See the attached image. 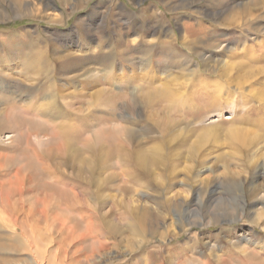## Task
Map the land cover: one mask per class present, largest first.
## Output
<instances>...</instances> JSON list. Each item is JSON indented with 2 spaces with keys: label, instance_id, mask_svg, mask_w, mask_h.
Returning a JSON list of instances; mask_svg holds the SVG:
<instances>
[{
  "label": "rangeland",
  "instance_id": "374dc122",
  "mask_svg": "<svg viewBox=\"0 0 264 264\" xmlns=\"http://www.w3.org/2000/svg\"><path fill=\"white\" fill-rule=\"evenodd\" d=\"M185 1L22 0L19 10L9 0L0 3V57L19 55L22 50L26 53L31 41L50 60L54 56V61L48 62L54 86L51 91L44 75L33 84L21 82L20 65L14 68L16 75L0 72L5 78L0 77V87L6 91L0 95V120L6 114L8 119L24 118L21 123L28 125L20 124V132L12 136L8 130L0 133V147L7 150L16 137L15 145L23 150V154L9 152L8 158L0 159L10 177L0 181V264H264V7L258 9L260 0H222L217 6L215 0H190L191 5L182 6ZM233 12H239L238 28H229L233 22L227 25L224 21ZM87 27L94 64L84 61L82 67L76 63L77 68L62 69L55 61L64 54L86 53L77 43L85 37ZM169 35L186 61L177 59L180 67H176L163 60L166 72L156 74L160 80L155 78L153 85L145 83L142 73L162 59L150 42ZM182 36L202 40L194 41L190 51L179 45ZM119 45L126 49L123 56L114 51ZM98 50L105 58L98 56ZM149 59L148 65L142 66ZM18 62L17 58L12 61ZM0 64L5 65L4 61ZM108 70L113 75L133 74L140 79L128 90L118 81L107 86L108 80L102 77ZM93 75L95 80L88 84ZM70 77L75 78L67 83ZM153 88L164 89L169 96L160 102L158 98L157 104L146 109L144 97ZM47 92L53 94L41 101ZM125 92L131 94L133 103L124 101ZM108 94L114 97L112 110H98ZM6 97L14 105L32 99L41 104L51 100L54 113L68 116L64 118L66 126L61 123L63 118L55 117L49 124L45 116L33 118L18 108L21 106L4 109ZM46 107L44 114L51 112ZM91 109L98 119L111 117L112 121L102 127L111 123L130 128L132 138L126 147L133 152V165L135 152L149 162L150 156L155 157L156 146L163 159L168 157L163 170L156 169L148 177L134 173L132 166L122 170L118 153L109 163L104 162L107 146L114 144L120 149L118 143L125 137L120 132L110 136L111 132L100 126L86 131L82 124L94 123L85 119ZM26 118L37 120V132L44 136H34ZM74 121L82 122L80 127ZM54 126L72 129L69 127V133L66 128V137L61 139ZM45 128H50L49 133ZM53 128L54 134H50ZM88 171L92 173L89 185ZM168 197H172V204L162 207ZM230 202H236L239 210L223 207ZM140 204L159 211L166 219L159 223L152 241L136 249L135 236L123 228L131 222L127 209L135 210ZM189 212L190 221L199 222L196 226L183 219L179 223L178 214ZM216 214L225 219L207 226L209 217ZM104 219L121 229L115 240L101 223ZM160 232L166 233L162 241Z\"/></svg>",
  "mask_w": 264,
  "mask_h": 264
},
{
  "label": "bare ground",
  "instance_id": "6f19581e",
  "mask_svg": "<svg viewBox=\"0 0 264 264\" xmlns=\"http://www.w3.org/2000/svg\"><path fill=\"white\" fill-rule=\"evenodd\" d=\"M3 1H5V0H0V3L1 2H3ZM9 1H11V3H12V6H13V8L14 9H16V10H19V9H21L22 7H23V5H21V1L22 0H9ZM191 1H195V0H191ZM222 0H215V6H217V5H219L220 4V2H221ZM185 2H186V4H185ZM184 2V4L185 5H182V6H186V5H191L193 2H190V0H186ZM0 6H1V4H0ZM173 6V5H172ZM258 9H262L263 7H264V0H260V2H259V4H258ZM186 8V7H185ZM253 8V7H252ZM179 9V8H178ZM264 9V8H263ZM181 10V9H180ZM173 11V10H172ZM179 11V10H178ZM252 11H254V10H252ZM18 12V11H17ZM23 12V11H22ZM234 13V12H233ZM256 13V12H255ZM93 14V13H92ZM247 14V13H246ZM0 15H1V13H0ZM91 15V14H90ZM150 15V14H149ZM160 15V14H159ZM248 15L250 16V17H252L251 16V14H250V12L248 13ZM261 15V14H260ZM124 16V15H123ZM138 16H139V14H138ZM156 19H158V22L159 23H162V21H161V18L159 17L158 18V16L156 15ZM163 17V16H162ZM250 17H247L248 18V21H251V18ZM128 18V17H127ZM198 18V17H197ZM238 18H240L239 17V12L238 13H234V14H231L230 13V17H229V19H225L224 21L225 22H227V25H228V23L230 22V23H232V24H230V25H228L229 26V28H232V27H235V28H238L239 26L237 25L238 24V22H239V19ZM257 18V17H256ZM127 20V19H126ZM154 21H156V20H154ZM224 21H223V23H224ZM157 22V21H156ZM201 23V22H200ZM157 24V23H156ZM226 24V23H225ZM225 24H223V25H225ZM239 24H241L240 22H239ZM197 25V24H196ZM203 25V24H202ZM222 25V26H223ZM142 26H144L145 27V25H142ZM150 27V26H149ZM217 27V26H216ZM146 28H148V27H146ZM207 28V27H206ZM159 29V28H158ZM255 29V28H254ZM84 31H85V37L83 36V38H81L79 41H78V43H77V48H79V50H86L85 52V56L84 55H82V56H75V55H70V54H64V56H62L61 58H59L58 59V61H55V62H58V65H59V67H61L62 69H72V68H77L76 67V63L79 65L80 64V66L82 67V66H84V61H87V62H93L96 58L95 57H93V55L91 54V52H93V51H91V49H89L88 48V44H89V36H90V34H91V30H90V27H87L86 29H84ZM261 32V31H260ZM155 35H158V32L156 33L155 32ZM208 36V35H207ZM165 38V37H164ZM139 39V38H138ZM154 39V38H153ZM133 40H134V38H133ZM200 40H202V38H200V37H198V38H196L195 40H188L187 39V37L186 36H182L181 38H180V40H179V45H181V46H183V47H188L189 49L188 50H190V48L192 49V48H194V41H200ZM37 41V40H36ZM116 42V41H115ZM114 42V43H115ZM134 43H137V42H135V41H133ZM139 43H141L140 41H138ZM98 43V42H97ZM117 43V42H116ZM139 43H138V45H139ZM145 43V42H144ZM151 44H150V46L152 45V44H154L153 46H152V48L153 49H155L156 51H158L159 52V55L161 56V62H158L157 63V65H155V69L154 68H149V65H148V63L150 62V59H149V61H145L146 63H143V65L142 66H146V64L148 65V71L145 73L146 74V76L147 77H145V74H143L142 73V76H141V79H142V81H144L145 83L147 82L148 84H151V85H153L154 84V82L155 81H159L160 79H159V76H157L156 74H158V73H163V72H166L165 71V66L166 65H164V63L162 64V61L163 60H165V61H167V62H169V64L168 65H170V66H175L176 65V67L179 65V61L177 60V59H179L180 61L182 60H184V61H186V59L184 58V57H186L185 56V54L183 53V51H181L178 47H177V42H176V40H175V38L172 36V35H169V36H167L166 37V39H160V38H157L156 39V41H154L153 43L152 42H150ZM36 45V46H35ZM100 45V44H99ZM112 45V44H111ZM110 45V46H111ZM115 45V44H114ZM148 45V44H147ZM196 45V44H195ZM96 46V45H95ZM107 46V45H106ZM133 46V45H132ZM135 46V45H134ZM146 46V45H145ZM102 47V46H101ZM113 47V46H112ZM111 47V48H112ZM115 47H116V45H115ZM94 48V47H93ZM102 49V48H101ZM106 49V48H105ZM130 49H132V48H130ZM134 49V48H133ZM183 49V48H182ZM41 49L40 48H38V44H35V42H28L27 43V51H26V53H23V50L21 51V52H19V55H18V53H17V55H16V53L14 54V53H11V54H9V55H4V56H2V57H0V63L1 62H3L4 61V63H5V65H2V64H0V66L2 67V69H0V72H2V73H6L7 71H9V72H12L13 73V75L15 74L16 75V70H14V68L15 67H17V66H21L22 68H21V70H22V72H20V74H21V78H22V80L20 79V81L21 82H28V83H30V84H33V83H35V82H38L39 81V78L40 77H42L43 75H44V78L45 79H47V82H48V86L46 87L47 89H50V91L52 90L51 88H53L54 86H52V80H50L49 79V73L51 72V63H48L49 61H51L52 62V60L54 61V56L51 58V60L49 59V58H47L46 57V55H45V52H42V51H40ZM54 50V49H53ZM112 50H113V48H112ZM124 50H126L125 48H123L121 45H119L117 48H115L114 49V51L116 52V53H119L120 55H122V53H123V51ZM136 50V49H135ZM54 51H56V50H54ZM95 51V50H94ZM106 51V50H105ZM104 51V52H105ZM127 51H129V50H127ZM187 51V50H186ZM191 51V50H190ZM145 52V51H144ZM143 52V53H144ZM194 52H197V51H194ZM193 51H192V53L195 55V56H200V54H197V53H194ZM70 53V52H69ZM106 53V52H105ZM191 53V54H192ZM53 54V53H52ZM145 54V53H144ZM143 54V55H144ZM188 54V53H187ZM55 55V54H54ZM95 55V54H94ZM117 55V54H116ZM125 55V54H124ZM98 56L100 57V58H105V57H103L104 55H103V53H102V51H100V50H98ZM106 56V55H105ZM123 56V55H122ZM146 56H148V55H146ZM145 56V57H146ZM97 57V56H96ZM18 59L19 60V62L17 63V64H13L12 63V61H13V59ZM21 58L23 59V61H21ZM78 59V60H77ZM145 59H147V58H145ZM114 60V59H113ZM143 60V59H142ZM142 60L140 59L139 61H141L142 62ZM98 61V60H97ZM106 62H108V60L106 59L105 60ZM130 61V60H129ZM203 61L205 62V59H203ZM15 62V61H14ZM17 62V61H16ZM23 62V63H22ZM101 63L103 62V60H101L100 61ZM166 62V63H167ZM190 62V59H188V57H187V63H189ZM22 63V64H21ZM96 63V62H95ZM99 63V62H98ZM93 64H94V62H93ZM137 64V63H136ZM139 64H141V63H139ZM139 64H137V65H139ZM132 65V64H131ZM154 66V65H153ZM170 66H168V67H170ZM58 67V69H60ZM101 67V66H100ZM111 67V66H110ZM112 67H113V65H112ZM167 67V68H168ZM178 67H180V66H178ZM87 68V67H86ZM97 68V67H96ZM140 68V67H139ZM95 69V68H94ZM151 69V70H150ZM184 69V68H183ZM104 70V69H103ZM110 70V69H109ZM106 71V72H108L107 73V75H105V77H102V78H105V81H107L108 80V82H106V83H108L107 84V86L108 85H116V81H118V82H120V86H122L123 84H125V86H124V88L125 89H129L128 87H130L133 83H135V82H137L138 81V79H140L139 77H137V76H134L133 74H131V75H128V76H124L123 74H117V75H113L112 73H111V71ZM113 70V69H112ZM139 70V69H138ZM142 70V69H141ZM59 71V70H58ZM62 71V70H61ZM60 71V72H61ZM64 71V70H63ZM69 71H71V70H69ZM181 71V70H180ZM192 71V70H191ZM83 72V71H82ZM130 72V71H129ZM167 72H168V70H167ZM194 74L195 73H197L196 71H192ZM2 73H0V77L1 78H3V79H5L3 76H2ZM133 73V72H132ZM192 73V74H193ZM7 74V73H6ZM8 74H10V73H8ZM191 74V75H192ZM84 75V74H83ZM82 75V76H83ZM86 75H88V74H86ZM51 76V75H50ZM82 76L80 75L79 77H81L82 78ZM192 76H194V75H192ZM197 76V75H196ZM84 77V76H83ZM73 78H75V77H70V78H68L67 80H68V82L67 83H69V80H72ZM85 78H86V76H85ZM155 78H158L157 80L155 79ZM1 80V79H0ZM86 80V79H85ZM91 80H95V77H94V75L93 76H90L88 79H87V83L88 84H90V82L89 81H91ZM155 80V81H154ZM2 81V80H1ZM1 81H0V84H2L1 83ZM5 82H6V80H4ZM104 81V80H103ZM139 81H141V80H139ZM3 82V81H2ZM213 83V82H212ZM8 84V83H7ZM14 84V83H13ZM37 84V83H36ZM70 85H72V84H70ZM1 86H4V85H1ZM8 86H10V85H8ZM33 86H35V85H33ZM32 86V87H33ZM4 87H6V86H4ZM39 87H40V85H39ZM90 87V86H89ZM110 87V86H109ZM137 87V86H136ZM7 88V87H6ZM11 88V87H10ZM45 88V89H46ZM138 88V87H137ZM109 88H107V90H108ZM63 91V90H62ZM105 92H106V90H105ZM50 93L51 92H47V95H46V93L42 96V98H41V101H44L46 98H48V97H50ZM1 94H6V91H3V89H1V87H0V95ZM51 94H53V92L51 93ZM37 95V94H36ZM109 96L107 97V99L105 100V101H103V102H99V104H100V108L98 109V110H104V111H111L112 110V97L113 96H111L110 94H108ZM130 95L131 94H129L128 92H125V93H123V98H124V101L125 102H128V103H133V100H130ZM165 95H168L169 96V94L168 93H166V92H164V89H162V90H159V89H156V88H153V91L152 92H149L147 95H145V97H144V102H145V108L146 109H149L150 108V105L152 104V106H154L155 104H157V102H158V98H159V102H160V98L161 99H163V96H165ZM3 96V95H2ZM8 97V96H7ZM6 97V98H7ZM3 98V97H2ZM9 99H10V97H8ZM7 98V99H8ZM114 98V97H113ZM173 98V97H172ZM3 99H5V97L3 98ZM2 99V100H3ZM9 99L7 100V101H5V108L4 109H10L11 111L12 110H16V108L15 107H18V106H21V107H18V108H21L25 113H27V114H31V116L33 117V118H36L37 117V115L38 116H45L46 117V121L47 122H49V124L50 123H53L54 122V118L55 117H58V118H68V116H66V115H64L62 112H57L56 111V113H54V110H53V108H55L53 105H51V100H49L48 102H46V103H39V104H41V105H39L37 102H33V100L35 101V99H32L30 102H26V103H23V104H20V103H16V105H14V104H12L10 101H9ZM170 99V98H169ZM168 99V100H169ZM4 101V100H3ZM37 101H38V99H37ZM171 101V100H170ZM48 103H49V105H50V107H49V105H48ZM97 103V102H96ZM121 104V103H120ZM45 106H47L46 108H47V110H49L50 108H51V112H50V110L46 113V114H44L43 113V110H45L44 109V107ZM94 106V105H93ZM96 104H95V106H94V109L96 110L97 108H96ZM144 106V105H143ZM3 109V110H4ZM89 109V108H88ZM92 110L91 112L89 111V112H85L86 114H85V119H87V118H91V119H93L92 121L94 122H92L93 124L92 125H89L88 126V124L86 125V124H82V125H84V127H86V131L90 128V126H100V127H102L103 126V124L105 125V123H109L110 121H112V120H110V118L111 117H109V118H106V119H98V117H95L94 116V111L95 110ZM3 110H1V111H3ZM9 110V111H10ZM129 110H131V107L129 108ZM77 112V111H76ZM96 112V111H95ZM98 112H101V111H98ZM82 113V112H81ZM79 114V113H78ZM83 114V113H82ZM119 115V114H118ZM5 119L3 120V119H1L0 120V133L1 132H3L4 130H8V131H10L11 132V136H12V133L14 134V133H18V132H20V124H22L21 123V121L24 119V118H21L22 120H20V119H13V118H9L8 119V117L6 116V114H3L2 115ZM32 118V119H33ZM27 119V118H26ZM39 119H40V117H39ZM76 119V118H75ZM78 119V118H77ZM81 119V118H80ZM84 119V120H85ZM152 119V118H151ZM28 120V119H27ZM26 120V121H27ZM36 120V119H35ZM65 120L66 119H64L61 123H64V125H65ZM88 120H90V119H88ZM153 120V119H152ZM165 120V119H164ZM45 121V120H44ZM163 121V120H162ZM28 122H29V120H28ZM28 122H26V123H28ZM38 121L36 120V121H34V122H29V125H30V123H31V129L33 128L35 131L33 132V131H31L32 133H34V136H36L37 137V135L38 134H40V136L41 135H43V134H41V133H39V132H37L38 131V123H37ZM70 122V121H69ZM75 122V121H74ZM87 122H89V121H87ZM151 122V121H150ZM160 122V121H159ZM164 122V121H163ZM46 123V122H45ZM68 122L66 121V124H67ZM71 123V122H70ZM76 123H78V122H75V124ZM80 123V122H79ZM79 123L77 124L78 126H79ZM82 123V122H81ZM80 123V124H81ZM24 124V126L25 125H27V124H25V122L23 123ZM22 124V125H23ZM48 124V123H47ZM55 124H57V123H55ZM73 124V123H72ZM74 124V126H76ZM90 124V123H89ZM52 125V124H51ZM54 125V124H53ZM63 125V124H62ZM68 125H70V124H67V126ZM81 125V126H82ZM28 126V125H27ZM40 126V125H39ZM50 126V125H49ZM60 126H61V124H60ZM60 126H59V128H57V126H54V127H56V129H55V131H57L58 133H61V135H62V137H61V139H63V136H65L66 137V134H65V130H67L66 128H68V131H69V127H65V130H63V128H60ZM66 126V125H65ZM160 126V125H159ZM162 126H163V123H162ZM166 126V125H165ZM41 127H43V126H41ZM46 128H47V126H45ZM53 127V126H52ZM52 127H50V128H52ZM62 127V126H61ZM80 127V126H79ZM168 127V126H167ZM22 128V127H21ZM27 128V127H26ZM29 128V127H28ZM45 128V129H46ZM50 128H48V133H49V130H50ZM71 129H72V126L70 127ZM76 128V127H75ZM102 128H105L106 130H109L111 133H109V135L110 136H113L114 135V133H116V132H120L124 137H125V141H121V142H119L118 143V145H119V147H121L120 149L119 148H117L114 144L113 145H109V146H107V148H106V150L105 151H107V154H108V157L106 158V157H103V159H105L104 160V162H107L108 161V163H109V161L111 160V158H112V156L115 154V153H118L119 154V160H120V163H121V165H122V170H123V168H126V171H127V169L128 168H130V166H132V168H133V172L134 173H138V172H141V173H143V174H145V176H151V174L152 173H154L153 171H155L156 169H161V170H163V167H164V164L166 163V159L168 158L167 156H166V158L164 157V159H163V157H161L162 155H160L159 154V152H158V150H159V148H156V146L155 147H153V151H154V155H155V157H151L150 156V160H149V162L146 160V158H144V157H141V156H139L138 155V153L137 152H135L134 153V159H135V165H133L132 164V162H131V160H130V156H131V154H133V152L128 148V147H126V146H128L129 145V138H132V133L133 132H131V130H129L127 127H120L119 125H117V124H112L111 125V123L107 126H105V127H102ZM170 128V127H169ZM40 129V128H39ZM42 129L43 128H41V131H42ZM80 129V128H79ZM104 129V130H105ZM44 130V129H43ZM76 130V129H75ZM167 130V129H166ZM29 131V130H28ZM47 131H45V132H47ZM51 131L52 132H50V134H54V128L53 129H51ZM169 131V130H168ZM30 132V133H31ZM67 132V131H66ZM71 131H69V133H70ZM73 132V131H72ZM77 132V131H76ZM107 133H108V131H106ZM28 133V132H27ZM31 133V134H32ZM48 133H45V135H48ZM56 133V132H55ZM57 133V134H58ZM74 133V132H73ZM72 133V134H73ZM71 134V135H72ZM79 137L82 135V132L80 133L79 132ZM70 135V134H69ZM68 135V136H69ZM166 135V133H164L163 134V136L162 137H164ZM29 136V135H28ZM44 136V135H43ZM76 136H78V135H76ZM30 137V136H29ZM39 137V136H38ZM72 137V136H71ZM161 137V138H162ZM16 137H14V138H12V140H11V143H10V145H9V147L7 146V150H5L3 147H0V159H2V158H8V156H9V152L10 153H17V154H23V150L20 148H18L16 145H15V139ZM40 138V137H39ZM76 138L77 137H74V138H71L72 140L71 141H73V140H76ZM160 138V139H161ZM66 138H64V140H65ZM70 140V139H69ZM152 140V139H151ZM153 141V140H152ZM65 142V141H64ZM62 144H63V142H62ZM63 147V146H62ZM5 151H7V152H5ZM34 152H35V149L33 150ZM172 153H174V152H172ZM104 154V153H103ZM105 154H106V152H105ZM105 154H104V156H105ZM176 154V153H175ZM174 155V154H173ZM107 156V155H106ZM172 156V155H171ZM171 158H173V157H171ZM36 159V158H35ZM5 160V159H4ZM174 160V159H173ZM102 160H100V162H101ZM99 162V163H100ZM0 163H1V160H0ZM106 164V163H105ZM92 168V167H91ZM16 169V168H15ZM21 170V169H20ZM86 170V169H85ZM93 168L90 170V171H92V173H93ZM170 170V169H169ZM12 171H14V170H12ZM90 171H88L87 173L89 174L88 176V178H87V180H86V182H87V184L89 183V184H91V175H92V173L90 172ZM8 167L6 166V164H0V181H2V180H4V179H9L8 178ZM19 172V169L18 170H16V174ZM84 172V171H83ZM86 172H84V174H85ZM19 174V173H18ZM82 175V174H81ZM80 175V176H81ZM154 175V174H153ZM79 176V175H78ZM158 176V175H157ZM16 177V176H15ZM82 178L84 177V176H81ZM80 177V178H81ZM172 177V176H171ZM12 178V177H11ZM86 178H84V179H86ZM130 178H131V176H130ZM173 178V177H172ZM132 179V178H131ZM11 180V179H10ZM9 180V181H10ZM102 181H104V179L102 180ZM105 181H107V179H105ZM141 183V182H140ZM88 184V185H89ZM143 185V184H142ZM141 185V186H142ZM143 187H145V186H143ZM148 187H145L144 189L145 190H148L147 189ZM134 191V190H133ZM184 196V195H183ZM174 197V196H173ZM171 199H172V197H168V198H166L165 200H164V202L162 203V207H169L170 206V203H171ZM234 201V200H233ZM126 203V202H125ZM172 204V203H171ZM126 205V204H125ZM124 205V206H125ZM164 205H166V206H164ZM176 205V204H175ZM127 206H128V204H127ZM127 206H126V209H127ZM130 206V205H129ZM133 206V205H132ZM172 206V205H171ZM224 208H226V209H229V211H231L232 210V212L233 211H236V210H239V208H240V206L239 205H237L236 204V202L235 203H227V204H225V206H223ZM156 208H159V207H156ZM131 214H132V217H130L131 219V222H129V223H126L125 224V226H124V230L125 231H127L128 233L127 234H130L131 236H135V238H136V242H135V245H136V249H138L140 246H142V245H144V244H146V243H149V242H151L152 241V239L154 238V235L157 233V230H158V225H159V223L160 224H164L165 223V219H166V217H164L163 215H160V213H159V211H154V209L152 210L151 208H148V207H146V206H144V205H137V208H135V210H133L131 207L130 208H128L127 209ZM157 210H160V209H157ZM161 211V210H160ZM92 212V211H91ZM90 212V213H91ZM97 213V212H96ZM185 213V212H184ZM184 213H179L178 214V218L180 219V221H179V223H182L181 222V220L183 219L185 222H187V224L189 225H191L192 227L193 226H196L198 223H193V222H191L190 221V218H192V214L189 212V213H187V214H184ZM94 214H95V211H94ZM99 214V213H98ZM98 214H95V215H98ZM91 215V214H90ZM102 215V214H101ZM103 217V216H102ZM92 218V217H91ZM92 219H94L95 221H96V218H92ZM204 219V218H203ZM225 219V217H223V216H219V215H212V216H210L209 217V220H210V223L207 225V226H212V224L214 223V224H216V223H218V222H220V220H224ZM98 220H100V218L98 219ZM97 220V221H98ZM106 219H104L101 223L102 224H104V226H105V228L107 229L106 230V232H108V233H110L112 236H114V240H115V238H116V235L117 236H120L121 235V229H119L118 227H116V225L115 224H113V221H111V223H108L107 221H105ZM128 221V220H127ZM126 221V222H127ZM99 222V221H98ZM100 224V223H99ZM98 223L96 224L97 226L99 225ZM102 224H101V226L100 227H102ZM172 228V227H171ZM35 235V234H34ZM73 235V234H72ZM177 235V234H176ZM128 236V235H127ZM165 236H166V233H163V232H160L159 233V237H160V239H161V241L162 240H164L165 239ZM38 237V236H37ZM47 237V236H46ZM44 238V237H43ZM129 238V237H128ZM193 238L195 239L196 237H195V235H193ZM36 239V238H35ZM111 240H112V237L110 238ZM52 240V239H51ZM71 240H72V238H71ZM99 240H101V239H99ZM158 240V239H157ZM51 242V241H50ZM128 242L129 241H127V244H128ZM131 242V241H130ZM69 243V242H68ZM72 243V242H71ZM70 243V244H71ZM104 243V242H103ZM117 243H120L119 241H116V244ZM115 244V243H114ZM130 246L132 245V244H129ZM62 247V246H61ZM129 247V246H128ZM33 248V247H32ZM59 248V247H58ZM63 250V249H62ZM97 251H99V250H97ZM115 253V252H114ZM102 255V254H101ZM93 257V256H92ZM63 260V259H62ZM38 262V261H37ZM44 263V262H43ZM91 263V262H90ZM36 264H41L40 262H38V263H36ZM62 264V263H61Z\"/></svg>",
  "mask_w": 264,
  "mask_h": 264
}]
</instances>
